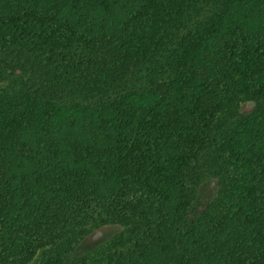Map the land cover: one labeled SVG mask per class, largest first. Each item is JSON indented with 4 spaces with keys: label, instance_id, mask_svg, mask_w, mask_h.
<instances>
[{
    "label": "trees",
    "instance_id": "16d2710c",
    "mask_svg": "<svg viewBox=\"0 0 264 264\" xmlns=\"http://www.w3.org/2000/svg\"><path fill=\"white\" fill-rule=\"evenodd\" d=\"M0 264H264V0H0Z\"/></svg>",
    "mask_w": 264,
    "mask_h": 264
},
{
    "label": "rangeland",
    "instance_id": "374dc122",
    "mask_svg": "<svg viewBox=\"0 0 264 264\" xmlns=\"http://www.w3.org/2000/svg\"><path fill=\"white\" fill-rule=\"evenodd\" d=\"M112 232L111 227H105L103 229H99L92 233L88 239L85 241V244L87 247L89 246L90 248L93 247L96 243L101 241L102 238L106 237Z\"/></svg>",
    "mask_w": 264,
    "mask_h": 264
}]
</instances>
